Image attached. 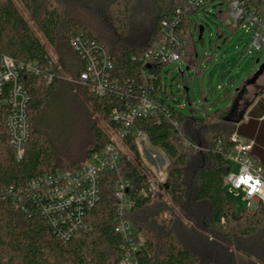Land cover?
<instances>
[{
  "label": "trees",
  "instance_id": "16d2710c",
  "mask_svg": "<svg viewBox=\"0 0 264 264\" xmlns=\"http://www.w3.org/2000/svg\"><path fill=\"white\" fill-rule=\"evenodd\" d=\"M224 2L211 0L223 22L228 16ZM250 6L264 20V0H250ZM178 9L182 59L195 71L200 66L195 33L201 39L203 33L202 25L191 23L200 11L187 0H0V55L19 63L52 58L33 23L58 56L50 82L19 72L30 96V137L22 161H16L9 143L8 107L0 108V186L23 187L44 174L80 168L110 142L94 113L118 129L121 124L111 121V114L127 110L143 89L153 85L169 97L162 77L167 63L147 64L143 57L161 38L162 23ZM78 35L104 46L113 63L111 79L132 89L127 98L114 91L100 96L79 81L86 63L72 43ZM61 68L75 81H68ZM237 97L201 116L185 114L166 100V115L137 118L133 129L143 131L167 158L161 184L165 192L143 194L149 184L131 132L127 145L133 159L125 156L118 172L102 176L100 199L88 215L89 230L62 238L36 204L28 201L17 208L10 199L0 200V264H118L124 245L113 224L119 176L133 183L127 218L140 243L138 264H264V202L255 211L239 210L225 191V177L233 169L226 153L234 146L232 135L241 130Z\"/></svg>",
  "mask_w": 264,
  "mask_h": 264
},
{
  "label": "built area",
  "instance_id": "2783aa9c",
  "mask_svg": "<svg viewBox=\"0 0 264 264\" xmlns=\"http://www.w3.org/2000/svg\"><path fill=\"white\" fill-rule=\"evenodd\" d=\"M228 12L225 24L228 27L243 28L250 34L249 50L260 51L264 48V20L250 6V0H223ZM188 5L199 11L212 4L211 0H187ZM213 6V5H212ZM215 8V7H214ZM216 10V9H215ZM182 12L176 11L173 17L162 23L161 38L145 53L147 64L185 62L182 59V47L185 41L179 33ZM76 51L85 60L86 67L79 81L91 86L102 96L114 91L120 98L128 97L130 87L122 88L118 81L111 79L113 63L104 46L95 40L78 35L73 39ZM54 60L45 62H16L9 55H0V108L8 107L6 127L9 143L16 161H22L26 154V145L30 137V122L27 105L30 100L28 91L19 82V72L25 71L43 76L48 82L54 78ZM154 86L143 89L134 104H128L127 110L114 111L110 120L121 124L118 129H111L110 142L74 171H57L44 174L29 181L23 187L0 186V200L10 199L17 208H24L30 201L44 216L48 225L62 238H69L80 230H89L88 215L100 199L101 179L104 174L118 172L126 156L133 159L127 139L131 132L139 147H147L148 137L141 130H134L137 118L151 115H166V98L156 92ZM156 92V93H155ZM126 97V98H127ZM134 130V131H133ZM234 146L226 153L233 169L225 177V187L231 193L242 194L248 201V210L255 211L264 202V169L262 163L253 155L255 141L243 138L236 132L232 135ZM161 157L153 151L151 159ZM164 160V159H163ZM236 165V169H234ZM164 162L159 167L162 169ZM148 179V190L143 194L156 195L159 191L155 182L156 173L148 163L142 167ZM161 174V172H160ZM133 183L126 177L119 176L114 183V231L123 240V255L118 264H138L136 253L140 243L127 213L133 205L131 190Z\"/></svg>",
  "mask_w": 264,
  "mask_h": 264
},
{
  "label": "rangeland",
  "instance_id": "374dc122",
  "mask_svg": "<svg viewBox=\"0 0 264 264\" xmlns=\"http://www.w3.org/2000/svg\"><path fill=\"white\" fill-rule=\"evenodd\" d=\"M212 5L209 4L205 10L198 12L196 17H191L192 24L196 21L204 28L202 39L199 38L198 33H195L199 69L195 71L189 69L185 63L182 64L180 61L166 64L162 68L163 83L166 84L169 92L166 100L188 115L195 113L201 116L206 109L211 112L216 108L226 107L237 96L241 99L240 107L236 106V114H239L243 107L264 89V71L252 85L249 84L264 63V48L260 51L251 49L248 52L250 34L241 27L233 31L215 14L216 10ZM18 6L30 19L25 9L20 4ZM32 25L43 39L50 56L58 62L54 49L43 38L38 27L33 23ZM257 59L260 61L257 62ZM61 71L68 81H75L71 75L64 72L63 68ZM194 110L196 112H193ZM93 118L98 120L108 133H111L107 121L105 122L100 115L94 113ZM256 137V142L261 145L264 154V125H259ZM139 149L143 157L142 165L146 166L147 163L151 165L156 173L154 180L158 183L159 191L164 193L161 184L166 181L167 158L165 154L160 149L152 147L149 142L146 148L139 147ZM153 151L158 152L161 157L151 159ZM163 162L164 166L160 169ZM260 163H264V157L260 159ZM236 168L234 165V169ZM225 191L235 200L239 210L248 208V201L243 199L242 194L231 193L227 187Z\"/></svg>",
  "mask_w": 264,
  "mask_h": 264
},
{
  "label": "crops",
  "instance_id": "0c3cea01",
  "mask_svg": "<svg viewBox=\"0 0 264 264\" xmlns=\"http://www.w3.org/2000/svg\"><path fill=\"white\" fill-rule=\"evenodd\" d=\"M239 107L238 104V108ZM236 110L237 107L235 111ZM238 115H241L237 124L241 127V130H238L236 133L243 138L253 139L255 141L253 155L258 161H260V159L264 157V154L263 148H261V145H258L256 142V134L259 125H264V92L259 95L256 94L254 98L243 107Z\"/></svg>",
  "mask_w": 264,
  "mask_h": 264
},
{
  "label": "water",
  "instance_id": "95a60500",
  "mask_svg": "<svg viewBox=\"0 0 264 264\" xmlns=\"http://www.w3.org/2000/svg\"><path fill=\"white\" fill-rule=\"evenodd\" d=\"M203 31H204V28H203V26H201V28H200V33L202 34ZM256 61L259 62L260 60L257 59ZM263 71H264V63L260 66L259 70H258L257 73L255 74L253 81H250L249 84H253V83L257 80V78L263 73ZM245 91H246V90H245ZM245 91H244V92H245Z\"/></svg>",
  "mask_w": 264,
  "mask_h": 264
}]
</instances>
